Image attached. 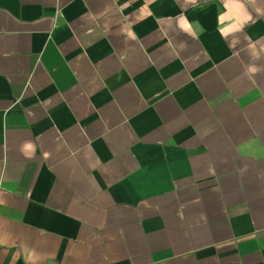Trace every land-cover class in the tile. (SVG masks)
Listing matches in <instances>:
<instances>
[{"label":"crops","instance_id":"crops-1","mask_svg":"<svg viewBox=\"0 0 264 264\" xmlns=\"http://www.w3.org/2000/svg\"><path fill=\"white\" fill-rule=\"evenodd\" d=\"M0 264H264V0H0Z\"/></svg>","mask_w":264,"mask_h":264}]
</instances>
